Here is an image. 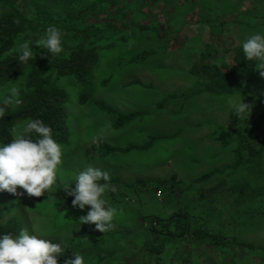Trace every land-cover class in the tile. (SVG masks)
Here are the masks:
<instances>
[{
  "label": "rangeland",
  "instance_id": "rangeland-1",
  "mask_svg": "<svg viewBox=\"0 0 264 264\" xmlns=\"http://www.w3.org/2000/svg\"><path fill=\"white\" fill-rule=\"evenodd\" d=\"M253 1L198 0L197 5L202 6V13L214 14L213 21L217 12L224 11L222 8L228 10L223 25L218 22H195L190 6L175 3L177 9L171 12L173 22L169 30L180 34L183 44L164 56H152L143 64L129 65V61L133 56L150 50L155 44V36L152 33L139 34L129 42H119L116 37V46L102 53L95 76V98L105 99L125 114L146 110L152 113L151 116L122 130L113 129L111 120L101 114L92 102L79 105L76 90L63 84L71 96L68 108L72 138L66 153L68 155L63 157L58 167L57 183L41 197H29L26 193L17 196L5 190L0 192V201L10 205L30 231L35 230L46 239L57 234L62 239L78 242V253L84 256L85 264H156V256L144 248L145 242L150 239L148 220L166 218L174 211L201 215L203 225L209 232H224L229 239L238 238L264 246V203L255 205L256 209L261 207L263 215H242L237 218L239 215L233 209V198L227 189L232 182L249 178L243 168L234 173L227 171L206 184L190 189H185V185L177 195L129 188L138 179L164 180L174 175L178 181L187 184L189 180L233 164L236 143L229 133L222 134L220 128L228 124L233 112L230 100L234 97L243 99L240 94H204L187 103L169 102L161 111L156 106L166 94L194 86L196 79L190 70L198 63L204 44L217 47L223 57L228 45H241L253 34H264V20L252 19V12L246 10ZM256 1L261 3L255 7L264 10V0ZM136 6L131 19L138 22L145 19V13L138 4L133 8ZM196 12L201 13L198 9ZM255 13L260 14L259 11ZM168 20L165 19L166 22ZM239 74L245 77L243 72ZM132 79L150 82L154 90L128 85ZM103 83L105 85L101 86ZM243 86L252 95L264 96V75H261V70ZM178 131L180 135L177 138L159 143L148 154L116 156L104 164L89 156L91 146L98 142L141 144L150 134L169 136ZM88 166L114 172L124 180L121 185L110 182L111 188L105 193V199L117 210L108 230L114 234L113 238H96L93 234L100 232L96 226L80 220L90 206L80 210L72 205L74 197L64 201L57 198L56 187L75 183L78 172ZM224 180L228 181L226 187L221 185ZM185 248V245L167 247L160 264H223V261L229 264H264V252L239 249L235 254H228L202 246L189 248L188 255H185ZM187 256H190L189 263Z\"/></svg>",
  "mask_w": 264,
  "mask_h": 264
},
{
  "label": "trees",
  "instance_id": "trees-1",
  "mask_svg": "<svg viewBox=\"0 0 264 264\" xmlns=\"http://www.w3.org/2000/svg\"><path fill=\"white\" fill-rule=\"evenodd\" d=\"M175 3L179 6H190L192 18L198 23L218 22L223 25L226 13L229 12L222 8L224 11L217 12L213 21L214 14L202 13V6L197 5L198 0H0V99H3L12 87L20 90V95L16 98L20 103H13L12 107L5 105L7 112L5 117L0 119V144L10 143L29 120L40 119L52 128L53 138L62 148H66L63 157L67 156L72 138L68 108L71 96L63 84L76 90L79 105L85 106L92 102L101 114L111 120L113 129L122 130L151 116L152 113L146 110L125 114L105 99L95 98V76L101 64L102 53L116 46V37L119 42H129L139 34L146 33H152L156 38L154 46L133 56L129 65L143 64L152 56H164L173 48L180 47L183 44L180 34L169 30L173 22L171 12L177 9L174 7ZM260 3L254 0L246 9L248 13L252 12V19L256 21L264 20V10L255 7ZM135 4L143 9L144 20L135 22L131 19L137 9V6L133 8ZM196 9L201 13L196 12ZM257 11L260 14L255 13ZM165 19H169L168 22ZM53 25L62 32L63 52L51 56L46 49L33 46L35 60L20 64V45L25 41H28L30 46L34 45L45 30ZM220 54L217 47L204 44L198 63L190 70L196 79L194 86L166 94L156 108L161 111L169 102L187 103L204 94H240L244 102L251 106L249 117L239 118L232 112L228 124L220 128L222 134L229 133L236 143L233 164L223 170L216 169L189 180L187 184L178 181L174 175L164 180L138 179L129 188L177 195L185 185V189H190L206 184L227 171L234 173L243 168L249 178L232 182L227 189L233 198V209L235 208L239 215L237 218L242 215L256 217L263 215V211L261 207L256 209L255 205L264 203V96L252 95L243 86L244 82L253 80L258 70L254 61L245 59L242 44L228 45L223 57ZM239 72H243L245 77L240 76ZM104 83L101 86L105 85ZM128 85L154 90L152 83L139 79H132ZM179 135L180 131L169 136L150 134L141 144L112 145L98 142L91 146L89 156L104 164L116 156L148 154L159 143L170 142ZM110 176V182L120 185L124 183L120 175L111 172ZM221 185L228 186V181H222ZM64 187H56V195L60 201L71 197L65 195ZM147 227L150 239L145 242L144 248L156 256V264L162 262L166 248L174 245H185V255H188L189 248L202 246L228 254H235L239 249L264 252L263 245L243 242L238 238L229 239V235L224 232L207 231L202 216L188 211H174L166 218H151ZM21 228H27L24 220L13 212L10 205L0 201V234L15 235ZM93 236L113 238L114 234L110 231L95 232ZM47 239L64 246L63 253L58 256L60 264L74 259L75 252H79L80 245L74 240L62 239L57 234ZM187 257L189 263L190 256ZM223 264L229 263L223 261Z\"/></svg>",
  "mask_w": 264,
  "mask_h": 264
},
{
  "label": "clouds",
  "instance_id": "clouds-1",
  "mask_svg": "<svg viewBox=\"0 0 264 264\" xmlns=\"http://www.w3.org/2000/svg\"><path fill=\"white\" fill-rule=\"evenodd\" d=\"M46 49L51 56L63 52V36L56 26H49L43 36L30 46L28 41L20 45L18 61L27 64L35 60L32 47ZM245 59L254 61L257 70L264 75V34L248 37L242 44ZM20 90L9 89L0 99V119L6 114L5 105L19 104ZM230 107L239 118L249 117L251 106L244 99L232 98ZM63 161V148L52 135V128L40 119H31L10 143L0 144V192L29 197H41L49 193L57 183V170ZM103 181V183H101ZM111 176L106 170L88 166L75 176L74 185L65 186L66 196L74 197L72 205L80 210L88 207L87 214L80 218L83 223L94 224L105 233L110 229L117 210L105 199L111 188ZM23 189L24 191H19ZM64 246L37 234L35 230L21 228L18 234H0V264H60L58 256ZM66 264H85L84 256L75 252V258Z\"/></svg>",
  "mask_w": 264,
  "mask_h": 264
}]
</instances>
